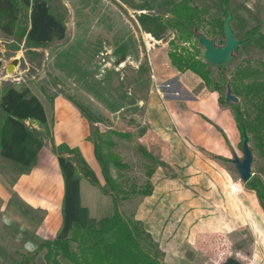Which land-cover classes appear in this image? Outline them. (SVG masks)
<instances>
[{"label":"rangeland","instance_id":"1","mask_svg":"<svg viewBox=\"0 0 264 264\" xmlns=\"http://www.w3.org/2000/svg\"><path fill=\"white\" fill-rule=\"evenodd\" d=\"M45 1L54 14L69 17L61 0ZM174 1L139 0L130 13L121 0H69L73 38L66 46L55 44L51 49L26 45L15 30L11 37L0 32V95L6 89V95L12 92L25 102L37 98L45 105H49L50 97L69 96L97 121L95 125L87 124L91 144L94 126L100 134L110 130L133 134L129 141L111 137L114 147L109 150L126 164L121 177L126 181L124 189L130 192L119 210L126 219L141 222L142 229L150 234L161 254V264H264V213L255 193L241 182L231 162L232 156L229 159L208 156L219 161L222 167L219 174L227 178V181L222 178L221 182H215L209 177L212 174L207 172L209 167H201L199 163L190 166L192 161H186L180 168L184 173L180 179L169 165V169L155 165L148 178L151 163L137 152L138 144L147 150L138 140L146 130L143 125L145 96L153 91L158 99L166 97L167 83L158 81L157 75L162 77L168 68L167 43L174 33L166 31L162 21ZM193 1L208 11L209 22L222 18L220 0ZM230 10V27L235 38L242 40L245 32L256 25H260L264 35V0H232ZM159 18L161 23L157 21ZM131 27L135 30L131 31ZM145 33L152 38L149 46L143 37ZM179 46L192 55H201L203 51L193 42ZM13 59H18L19 64L7 72L5 67ZM261 64H264V42L255 37L240 44L224 67L230 74L240 67L264 72ZM208 69L218 80L217 66L209 65ZM219 98L218 95L219 104L232 113V102ZM236 98V104L250 119L251 107L243 97ZM3 99L0 97V127L5 113ZM47 131L50 134L43 135V145L53 152L51 126ZM140 133L143 134L138 138ZM239 135L234 154L241 159L240 132ZM247 135L253 155L251 179L258 178L264 184V156L253 134ZM97 167V176L103 185L98 163ZM52 172L50 169L44 185L53 190ZM111 173L118 178V171L113 167ZM0 175L9 184L17 178L14 170L1 164ZM168 179L173 181L168 184ZM82 182L96 191L86 181ZM148 182L152 195L155 192L154 199L131 193L133 189H143ZM82 191L87 194L85 187ZM233 191L242 193L237 197ZM89 196L98 202L95 198L99 197ZM23 217L39 223L43 216L28 210L15 198L5 201L0 197V264H44L42 253L32 260L28 257L37 244L52 240L35 235Z\"/></svg>","mask_w":264,"mask_h":264},{"label":"crops","instance_id":"2","mask_svg":"<svg viewBox=\"0 0 264 264\" xmlns=\"http://www.w3.org/2000/svg\"><path fill=\"white\" fill-rule=\"evenodd\" d=\"M61 1L69 17L54 14L45 0H24L29 8V39L39 46L48 44L45 49H51L55 44L65 43L66 46L73 38L72 7L69 0ZM138 1L121 0L130 13ZM133 29L131 27V31ZM143 37L149 46L151 35L145 33ZM89 52L90 55L92 51ZM166 61V72L162 77L157 75L158 81L167 83L166 97L158 99L150 91L144 103L141 102L145 107L143 125L146 130L138 140L157 159L173 168L178 179L184 177L180 168L187 164L186 161H192L190 166L199 163L201 167H209L207 172H212L209 177L215 182H221L222 178L227 181L224 174H219L222 172L219 161L209 157L229 159L235 155L240 135L233 114L219 104L218 95L209 91L196 75L189 71L181 73L172 67L167 52ZM2 97L5 113L0 127V164L14 170L17 178L9 184L0 175V197L5 201L15 198L28 210L41 213L43 217L39 223L22 219L35 235L44 239H66L74 223L87 227L110 217L114 211L112 198L88 181L77 179L74 165L43 145V135L50 134L47 129L51 126L53 144L78 149L97 176V161L88 139L87 124L90 123L77 108L79 105L67 95L49 99V105L37 98L25 102L12 92ZM28 130L41 138L31 135ZM48 165L53 171V190L44 185L48 181ZM82 180L96 191L90 190ZM171 181L166 180L168 184ZM84 187L87 194L82 191ZM241 193L233 191L237 197ZM89 195L99 197L95 198L98 202L92 201ZM148 198L154 199L155 192Z\"/></svg>","mask_w":264,"mask_h":264},{"label":"trees","instance_id":"3","mask_svg":"<svg viewBox=\"0 0 264 264\" xmlns=\"http://www.w3.org/2000/svg\"><path fill=\"white\" fill-rule=\"evenodd\" d=\"M231 1L220 0L222 18L219 17L209 22L206 20L208 11L195 5L193 0H175L166 10L167 17L162 21L174 33L172 39L167 43V58L171 66L178 72L189 71L196 75L209 91L219 95V99H225L227 86L230 87L234 97L244 98L245 103L252 109L250 119L245 117L239 104H231L233 117L241 134V142L243 139L242 130L245 128L247 134H253L254 139L257 140L258 148L264 156V72L258 68L240 67L230 74L224 66H217L219 73L218 80H216L208 69L209 65L199 58L200 53L192 55L179 46V44L191 42L198 46V41L194 37L195 31L204 34L209 39H216L217 45L222 46L225 39L223 24L227 16L230 15ZM28 23L29 8L24 4V0H0L1 33L11 37L15 30L19 40L24 39L26 45H31L32 48L48 47V44L39 46L29 39ZM255 37L259 42H264L260 25L245 32L242 43ZM260 66L264 69V64ZM5 93L6 89L2 91L0 97ZM49 99L52 100L51 97ZM77 108L90 124H95L93 117L79 106ZM28 132L41 138L32 130H28ZM92 133L94 157L100 168L103 185H100L96 174L83 159L78 149L69 148L65 144L57 146L52 144V151L58 156L66 157L67 161L74 165V176L77 179L88 181L91 185L99 187L104 195L112 198L114 204L112 215L87 227H81L74 223L68 238L37 244L28 259L32 260L42 253L44 264H161V254L157 246L153 244L150 234L142 229L141 222L126 219L119 210L122 202L129 198L130 192L124 189L126 181L121 177V172L126 170L127 166L109 150L114 147L111 137L129 141L133 139V134L113 130L100 134L96 127ZM142 134L140 133L138 138ZM104 149H106V153L103 152ZM136 149L142 157L151 163L147 170L148 178L152 176L155 165L169 169L164 161L157 160L140 144ZM112 167L118 171V178L112 176ZM174 178L175 176H170V179ZM246 186L255 193L260 209L264 213V184L260 179L252 178L246 183ZM131 193L141 198L149 197L152 194L151 184L148 182L143 189H133Z\"/></svg>","mask_w":264,"mask_h":264},{"label":"water","instance_id":"4","mask_svg":"<svg viewBox=\"0 0 264 264\" xmlns=\"http://www.w3.org/2000/svg\"><path fill=\"white\" fill-rule=\"evenodd\" d=\"M231 16H227L223 24L224 32V44L218 46L214 39L207 38L204 34L197 31L194 32V37L198 41V45L203 48L200 55V59L208 65L212 66H225L232 60V55L242 44L241 39L235 38L232 29L230 27ZM19 64L18 59H13L8 65H6L5 70L9 72L13 67ZM16 72V71H15ZM225 99L234 104L238 102V99L232 95L231 89L227 86ZM242 142L240 146V151L242 158L239 159L236 155L232 156V164L243 184H246L252 177L251 174V164L253 161V155L249 148V139L245 128L242 130Z\"/></svg>","mask_w":264,"mask_h":264}]
</instances>
